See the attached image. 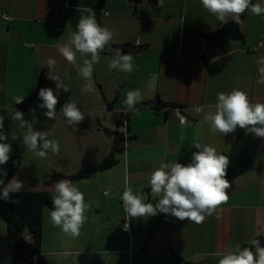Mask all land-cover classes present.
<instances>
[{"label":"crops","instance_id":"0c3cea01","mask_svg":"<svg viewBox=\"0 0 264 264\" xmlns=\"http://www.w3.org/2000/svg\"><path fill=\"white\" fill-rule=\"evenodd\" d=\"M93 13L98 25L111 31V45L144 48L132 56L131 72L109 69L111 55L101 52L93 64L94 88L82 92L86 81L78 75V66L90 56L77 52L74 66L63 58L58 46L68 41L80 16ZM3 15L9 20H3ZM239 23L242 41H228L226 54L217 53L204 65L199 60L205 49L200 35L221 24L199 0H163L161 6L147 0H106L101 11L98 0H0V129L4 135L14 144L25 135L26 129L14 118L15 101L34 94L40 76L41 87H54L46 78L49 74L59 76L68 87L58 97L53 119L35 107L36 94L23 114L34 130L47 132V138L58 143L59 151L43 157L48 170L37 179L28 168H22L21 156L17 174L10 180L24 178L19 191H47L52 198L54 182L48 187L44 183L53 172L69 176L104 159L112 143L106 130H115L125 112V94L139 90L141 96V102L134 105L137 111L128 115L125 151L117 156V163L88 179L72 181L88 204L80 235L72 238L61 232L50 222L51 206L44 210L41 253L46 264H173L171 252L193 264H216V253L237 245L255 251L252 240H264V139L239 127L233 133L219 134L204 119L215 111L218 92L239 89L251 103H264V15L247 12ZM49 57L56 62L51 73L46 66ZM66 100L75 102L84 114L75 128L59 112ZM159 101L167 107L154 109ZM171 105L184 108L183 125ZM197 106L202 110L194 113ZM193 140L226 155L228 166L236 161L246 165L225 178L230 183L228 200L213 215L199 224L166 215L161 230L154 233L156 228L151 234L156 235L155 240L146 244V258L131 263L128 250L134 252L137 244L138 249L145 232L133 226L134 218L128 220V234L122 232L125 214L120 193L127 186L143 194L145 202L154 203L149 174L161 164L187 163L195 151ZM7 162L0 165L4 172ZM7 184L11 187L9 181ZM143 220L147 228L156 215ZM150 247L159 251L148 253ZM65 252L71 255L64 256Z\"/></svg>","mask_w":264,"mask_h":264},{"label":"clouds","instance_id":"9594fccd","mask_svg":"<svg viewBox=\"0 0 264 264\" xmlns=\"http://www.w3.org/2000/svg\"><path fill=\"white\" fill-rule=\"evenodd\" d=\"M201 6L210 14H213L222 25L228 22L239 24L240 14L246 11L253 15H264V0L258 3L254 0H199ZM158 6L163 0H156ZM112 33L105 27L98 25L94 13L87 16H80L75 30L70 34L68 41L58 50L63 58L75 66L76 53L82 57L90 56V59H83L78 66V75L86 81L82 92H90L94 85L92 82L93 64L100 59L101 52H110L111 59L107 67L121 72L133 71V57L130 53L122 52L121 49H113L110 41ZM139 43V41H137ZM55 60L49 57L46 66L51 73ZM47 79L54 83V87H41L36 92V108L44 110L42 114L48 119H53L57 113L56 105L60 94L67 93V85L56 75H47ZM23 97L17 98L15 103H20ZM141 102L139 90H130L125 94L124 105L125 115L129 111L136 112L134 105ZM215 111L205 115L204 119L210 122V128L219 134L233 133L237 127L245 133H251L254 137L264 139V103H251L245 92L239 89L218 92L216 95ZM197 106L195 111L201 112ZM35 111V109H30ZM59 112L62 113L66 124L76 127L83 119L84 114L80 111L75 102H64ZM23 113L14 111V118L19 122L21 128L26 129L23 136V143L36 155L46 157L49 153L59 151V145L54 139H48L45 131L34 130L31 123L25 121ZM123 132V131H122ZM7 137L0 131V165L9 160L12 151L11 144L6 142ZM12 139H16L15 136ZM188 162L181 164L173 162L161 164L153 169L148 177V188L155 202H145L141 193H134L132 188L125 186L119 195L121 207L124 212V223L122 230H127L130 225V218H143L155 216L158 213L175 217L179 220H190L194 223H201L206 216L213 215L218 205L226 203L228 194L226 192L230 183L225 179L228 167V157L218 153L216 148L193 140ZM5 174L0 168V177ZM4 184L0 179V199L8 200L10 191L16 192L22 188V184L16 181L12 184L9 181ZM108 195L107 191L104 193ZM51 208L48 215L51 224L58 227L61 232L76 238L80 235V228L86 221L84 215L88 208L85 202L84 193L68 179L54 182V195L51 198ZM255 251L249 247L237 245L235 249L218 252L216 264H264V247L259 241L252 240ZM64 256L71 255L65 252Z\"/></svg>","mask_w":264,"mask_h":264},{"label":"trees","instance_id":"16d2710c","mask_svg":"<svg viewBox=\"0 0 264 264\" xmlns=\"http://www.w3.org/2000/svg\"><path fill=\"white\" fill-rule=\"evenodd\" d=\"M134 1V0H133ZM150 4H156V0H147ZM113 49L119 48L122 52L130 53L132 56L143 50V47L133 44L111 45ZM110 54V52H104ZM136 108V106H134ZM167 107L162 102L156 103L154 109ZM171 107L182 108L171 105ZM121 115L115 123V130H106L111 137V148L107 156L100 162L87 166L64 176L53 172L45 186H50L53 182L60 179H69L71 181H80L88 179L90 176L104 172L117 163V156L125 151V142L127 134L126 122L128 115ZM123 128V132L117 129ZM11 144L12 154L7 162L5 174L3 177L4 184H7L17 174L21 164V155L15 147L12 140L7 139ZM245 162L236 161L226 169L225 178L235 175ZM3 185H0L2 187ZM8 200L0 199V218L5 223V233H0V264H32L35 259L36 264H46L41 253L42 240V219L43 212L51 206V196L47 191L33 192H10ZM248 247V246H241ZM253 250L252 247H249ZM146 244L142 245L138 254L145 252Z\"/></svg>","mask_w":264,"mask_h":264},{"label":"water","instance_id":"95a60500","mask_svg":"<svg viewBox=\"0 0 264 264\" xmlns=\"http://www.w3.org/2000/svg\"><path fill=\"white\" fill-rule=\"evenodd\" d=\"M137 1L138 0H134V2ZM105 4L106 0H98V10L101 11L104 8ZM247 12L248 11L240 14V21ZM200 39L203 41L205 49L203 53L199 56V60L202 62V64L207 65V63L212 60L217 53L226 54V43L228 41L241 42L243 39V34L240 29V23L236 24L230 21L214 31L202 33L200 35ZM41 85L42 78L40 76L36 92L39 88H41ZM36 92L31 96L22 99L20 103L14 106V110L20 111L24 114L27 111L30 103L34 99ZM156 216V222L151 226L150 230L148 231V236H151L152 232L158 227V225L166 215L158 213ZM138 223L139 225L141 224L140 220H138ZM256 240L259 241L261 247H264V240L258 238ZM170 256L173 264H193L192 262L184 260L182 257L173 252L170 253Z\"/></svg>","mask_w":264,"mask_h":264},{"label":"rangeland","instance_id":"374dc122","mask_svg":"<svg viewBox=\"0 0 264 264\" xmlns=\"http://www.w3.org/2000/svg\"><path fill=\"white\" fill-rule=\"evenodd\" d=\"M15 147L16 149L18 150V152L21 154L22 156V168L24 167L26 170L27 168L34 174L36 175V179L38 177H42L44 175V171L46 173V170H48V168L45 167V164H46V161L36 155V152L34 150H30L28 149V147L23 143V137L17 141H15ZM12 154V151L10 153V156ZM9 156V157H10ZM28 175L30 174L29 171H27ZM25 174H26V171H25ZM23 177L21 176L19 179L18 177H16L15 179H13L11 182H13L12 184H14L16 181L20 182L21 184H23ZM35 180V179H34ZM84 188V187H83ZM21 189V188H20ZM19 189V190H20ZM11 192V191H10ZM21 192V191H19ZM105 195V194H104ZM92 214V213H91ZM157 217V216H156ZM138 220H140L141 224L139 225L138 223ZM156 222V220H155ZM154 222V223H155ZM162 222H160L159 226L157 227V229L154 231V233L156 231H160L161 228H162ZM133 226L136 227V229L139 231V232H145V236H144V240H142L141 242H139V246H138V249H140L142 247V245L144 244H151L155 238H156V235H152L151 237L148 236V231L150 230L151 226L150 225L149 227L146 228V225L144 224V220L143 218H140V217H137V218H134V221H133ZM122 230V228H121ZM141 230V231H140ZM123 232V231H122ZM0 233L4 234L5 233V223L4 221L0 218ZM124 233V232H123ZM127 239L129 240V238L127 237ZM52 238H50L48 240L49 244L52 243ZM149 240V241H148ZM56 241V240H55ZM146 242V243H145ZM138 245V244H137ZM137 245L134 246V252H133V249L131 251V248L130 250H128V255L130 256V262L132 263H135L137 262L138 260H141L140 258H146V257H143V256H147L146 254L145 255H139L141 257H139L137 254V250H136V247ZM149 246V245H148ZM159 250L155 249V248H148L147 249V252L148 253H154V252H158ZM135 258V259H134ZM33 264H36L35 260L33 262Z\"/></svg>","mask_w":264,"mask_h":264},{"label":"built area","instance_id":"2783aa9c","mask_svg":"<svg viewBox=\"0 0 264 264\" xmlns=\"http://www.w3.org/2000/svg\"><path fill=\"white\" fill-rule=\"evenodd\" d=\"M2 17V19L3 20H9V17L8 16H5V15H3V16H1ZM247 97H248V99H250L249 98V96L247 95ZM174 111H175V113H176V117H177V119H178V123L180 124V125H183L185 122H186V116H185V114H184V108H177V107H175L174 108ZM194 113H197L195 110H194ZM122 115H125V112H123L122 113ZM123 129V128H122ZM0 131H1V129H0ZM123 131H124V129H123ZM125 222V221H124ZM123 222V223H124ZM123 223H122V225H123ZM125 234H128V232H129V228L125 231V230H122ZM34 260L35 259H33V262H34ZM20 264H25V263H20ZM33 264V263H32Z\"/></svg>","mask_w":264,"mask_h":264},{"label":"bare ground","instance_id":"6f19581e","mask_svg":"<svg viewBox=\"0 0 264 264\" xmlns=\"http://www.w3.org/2000/svg\"><path fill=\"white\" fill-rule=\"evenodd\" d=\"M33 262V261H32Z\"/></svg>","mask_w":264,"mask_h":264}]
</instances>
